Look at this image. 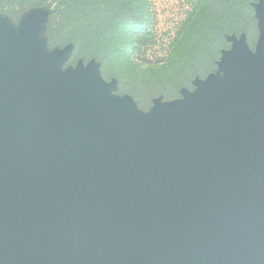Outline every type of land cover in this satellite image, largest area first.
Masks as SVG:
<instances>
[{
  "label": "water",
  "instance_id": "1",
  "mask_svg": "<svg viewBox=\"0 0 264 264\" xmlns=\"http://www.w3.org/2000/svg\"><path fill=\"white\" fill-rule=\"evenodd\" d=\"M202 89L146 119L96 68L0 33V264H264V0ZM1 19V18H0Z\"/></svg>",
  "mask_w": 264,
  "mask_h": 264
},
{
  "label": "rangeland",
  "instance_id": "2",
  "mask_svg": "<svg viewBox=\"0 0 264 264\" xmlns=\"http://www.w3.org/2000/svg\"><path fill=\"white\" fill-rule=\"evenodd\" d=\"M143 1L148 7L144 21L123 27L129 41L119 45L121 48L117 47L110 55L104 51L96 54L77 52L71 42L64 46L52 45L48 35L53 11L51 2L31 7L18 18L3 15L0 33L11 30L21 38L29 24L40 25L38 59L70 49L69 56L60 64L63 72L79 67L96 68L105 81L114 85L111 97L119 101L131 98L146 119L154 116L157 100L163 105L178 99L186 100V91L202 89L198 80L212 74L223 77L219 64L222 54L233 47V36L244 39L248 49L256 52L261 34L260 19L256 15L260 0L251 1L253 19L242 16L238 10L236 15L239 17L228 21L232 23V29L222 32L224 28L218 27L206 36L193 33V24L191 28V24L186 23L200 0Z\"/></svg>",
  "mask_w": 264,
  "mask_h": 264
},
{
  "label": "trees",
  "instance_id": "3",
  "mask_svg": "<svg viewBox=\"0 0 264 264\" xmlns=\"http://www.w3.org/2000/svg\"><path fill=\"white\" fill-rule=\"evenodd\" d=\"M251 1L200 0L186 23L194 27L193 33L197 35L206 36L218 27L224 28L222 32L232 29L228 21L239 17L238 10L242 16L253 19ZM49 2L53 3L48 26L50 43L64 46L71 42L75 51L89 54L104 51L110 55L121 48L119 45L127 44L123 27L142 24L148 11L143 0H0V18H18L25 10Z\"/></svg>",
  "mask_w": 264,
  "mask_h": 264
}]
</instances>
